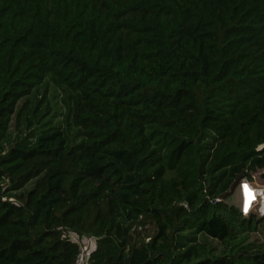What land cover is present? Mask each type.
Returning a JSON list of instances; mask_svg holds the SVG:
<instances>
[{"label":"trees","instance_id":"16d2710c","mask_svg":"<svg viewBox=\"0 0 264 264\" xmlns=\"http://www.w3.org/2000/svg\"><path fill=\"white\" fill-rule=\"evenodd\" d=\"M259 171L264 0H0V264H264Z\"/></svg>","mask_w":264,"mask_h":264},{"label":"built area","instance_id":"2783aa9c","mask_svg":"<svg viewBox=\"0 0 264 264\" xmlns=\"http://www.w3.org/2000/svg\"><path fill=\"white\" fill-rule=\"evenodd\" d=\"M256 198H260L258 211L261 215H264V187L256 188ZM71 239L79 244L80 252L76 259V264H88L89 254L96 247V238L91 236L79 237L77 235L71 236Z\"/></svg>","mask_w":264,"mask_h":264},{"label":"rangeland","instance_id":"374dc122","mask_svg":"<svg viewBox=\"0 0 264 264\" xmlns=\"http://www.w3.org/2000/svg\"><path fill=\"white\" fill-rule=\"evenodd\" d=\"M263 174H264V172L263 171H259L257 174H255V176H254V182L253 183H250V185H251V187H248V192H249V197H247V201H245V202H242V208L241 207H239L241 210H243L245 213H247V212H249V210L251 209V211H253V212H255L257 215H259V216H261L260 214H259V212H258V207H257V205L256 204H258V201H259V199L257 198L256 200H255V202H252L251 201V199H252V197H251V188H254V189H256V188H258V185L257 184H255V182L256 181H261V179H263L264 180V177H263ZM244 184H248L247 182H243ZM242 183V184H243ZM241 184V185H242ZM240 185V186H241ZM249 185V184H248ZM239 192H240V190H239V187L236 189V191H235V193L228 199V203H230V204H234V205H237V204H241V201H240V196H239ZM252 194H253V197H254V199L256 198V195H255V193H253L252 192ZM244 197V196H243ZM253 204V205H252ZM242 211V212H243ZM147 228V230H148V233L149 234H151L152 233V231H153V228H151V227H146ZM71 236H73V234H70V237Z\"/></svg>","mask_w":264,"mask_h":264},{"label":"crops","instance_id":"0c3cea01","mask_svg":"<svg viewBox=\"0 0 264 264\" xmlns=\"http://www.w3.org/2000/svg\"><path fill=\"white\" fill-rule=\"evenodd\" d=\"M253 183V182H252ZM249 184V185H248ZM248 184H242L240 187H239V196H240V201H241V204H237L238 207H241L242 208V202H245L247 201V197H249V192H248V187H251L250 183ZM255 184L258 185V188H262L264 187V180L261 179V181H256ZM244 196V197H243ZM257 205V204H256ZM258 206V205H257ZM251 210V209H250Z\"/></svg>","mask_w":264,"mask_h":264},{"label":"bare ground","instance_id":"6f19581e","mask_svg":"<svg viewBox=\"0 0 264 264\" xmlns=\"http://www.w3.org/2000/svg\"><path fill=\"white\" fill-rule=\"evenodd\" d=\"M252 192L255 193V195H256V191L254 188H251V197H252L251 201L255 202L256 198L254 199Z\"/></svg>","mask_w":264,"mask_h":264},{"label":"clouds","instance_id":"9594fccd","mask_svg":"<svg viewBox=\"0 0 264 264\" xmlns=\"http://www.w3.org/2000/svg\"><path fill=\"white\" fill-rule=\"evenodd\" d=\"M243 182H244V181H243ZM243 182H242V183H243ZM245 182H247V181H245ZM247 183H249V182H247ZM239 187H240V186H239ZM256 199H257V198H256ZM258 199H259V201H258V204H257V205L259 206L260 198L258 197ZM252 205H253V204H252ZM258 206H257V207H258ZM242 211H243V210H242ZM249 211H250V210H249ZM258 212H259V211H258ZM243 213H244V214H248L249 212L245 213V212L243 211ZM259 214H260V213H259ZM260 215H261V214H260ZM261 216H264V215H261Z\"/></svg>","mask_w":264,"mask_h":264}]
</instances>
